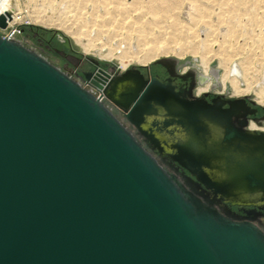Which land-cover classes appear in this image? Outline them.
Masks as SVG:
<instances>
[{"label":"water","instance_id":"1","mask_svg":"<svg viewBox=\"0 0 264 264\" xmlns=\"http://www.w3.org/2000/svg\"><path fill=\"white\" fill-rule=\"evenodd\" d=\"M7 23L0 16L2 29ZM111 72L86 79L117 106L34 47L0 34V264H264V222L219 204L264 199V134L229 131L211 146L221 111L184 104L175 112L167 95L144 84L118 101ZM250 98L232 110L247 112ZM156 103L189 134L188 161H178L196 179L147 141L136 119L145 107L159 113ZM174 123L166 120L163 130ZM204 154L217 161L202 162ZM206 167L217 171L213 177ZM203 185L222 191L211 195Z\"/></svg>","mask_w":264,"mask_h":264},{"label":"rangeland","instance_id":"2","mask_svg":"<svg viewBox=\"0 0 264 264\" xmlns=\"http://www.w3.org/2000/svg\"><path fill=\"white\" fill-rule=\"evenodd\" d=\"M4 1L8 5L14 6L16 12L20 13L14 23L13 21L8 22L6 28H12L14 25L13 27L16 30L20 29L19 39L28 42L35 49H37L33 43V41L37 42L35 36L41 38L52 36L56 41H59L58 36H62L69 40L68 46L70 47V51L78 53L83 58H94L101 63L100 66L102 68L109 72H111L112 67H115V71H121L122 63L124 62L130 63L129 67L141 68L151 66L159 59L170 57L180 62L190 61L191 63L187 64L188 66L198 70L201 68L199 71L203 73V66L201 64L203 62L205 68L210 73L212 81L215 83L216 80V83L219 82L218 84L221 85L218 91L228 92L237 98L249 96L253 98L256 104L264 107V57L254 56L255 53L252 54L251 57L254 59L250 72L248 74L243 72V75L240 68L241 73L239 75L234 73L231 65H235L237 62L241 64L240 60L243 57H245L244 59L250 57L251 51H247L248 54H237L235 49L230 47L231 62L225 61L221 53L224 50L220 49V43L216 40L217 34L210 37V43L205 42V44L203 38L208 34L204 31L203 24L198 23L196 19L188 18L186 13H184V10L187 9V5L183 3L184 1L181 4L182 7L180 5L182 12L181 9H175L174 17L158 20L153 19L155 16L153 13L145 12L146 14H142L143 16L145 15L144 17L141 16L138 10L131 13L133 10L130 5L131 0H125L126 5L123 4L121 7L123 9L126 8L129 12L131 11L133 19L118 17L116 21L107 17L110 14H107L104 8H100L99 10L102 4H104V7L108 6L103 0H98V4L101 5L97 6V9L95 7L97 1L93 3L85 2L84 0H80V2L79 0H0V8ZM223 1L211 0L209 2L208 0H197L196 5L203 2L205 4L202 6L209 7L207 5L211 3V7L209 8L215 12L212 15V20L215 23L217 22L216 24H219L222 31L227 29V25L221 24L220 18L218 19L216 14L218 12L221 13L222 8L227 7L231 9L233 7V9H237L236 13L241 16L244 14L247 17L254 16L253 12L255 14L258 13L257 17L260 20L256 17L257 22L255 21L252 25L248 22L247 27L249 29L247 35L244 34L240 39H242L241 43L249 42L254 46L255 44L257 46L262 44L260 47H263L264 40L260 42L259 37V31L261 30L259 25L261 23L259 22H262L261 19L264 21V0H239L244 1V5L233 4L234 0H231L230 5H220ZM144 2V5H148L150 1L146 0ZM114 4L116 5V3ZM229 6L231 7L229 8ZM145 8L149 10L147 6ZM98 14L103 16H97ZM237 16L234 20L241 17ZM174 20H178L180 24L178 26L173 25ZM153 21L158 24H155L152 28L151 26L147 27V30H144L145 33L140 31L143 24L148 23L149 25ZM3 33V29L0 27V34L2 35ZM79 37L82 39L81 43L78 41ZM88 42L97 45L96 48H92L89 52L84 47ZM82 43L83 45H81ZM111 73L114 75L115 72ZM232 73L237 79H235L234 75L233 77H229L232 76ZM217 75H219V78H217ZM234 81L240 82V88L242 89L239 93L234 91Z\"/></svg>","mask_w":264,"mask_h":264},{"label":"flooded vegetation","instance_id":"3","mask_svg":"<svg viewBox=\"0 0 264 264\" xmlns=\"http://www.w3.org/2000/svg\"><path fill=\"white\" fill-rule=\"evenodd\" d=\"M58 37L59 41H56L52 36L42 38L35 36L37 42L33 41V43L38 51L49 60L77 80L83 82L85 86H88L93 91L102 93L107 100L112 102L114 106H117L113 100L114 98H111L109 91L100 90L91 80L86 79V74H90L92 79L97 78L99 71L104 69L100 66L101 63L92 57L83 58L78 53L70 51V47L68 46L69 40L62 36ZM186 67L181 66L180 63L156 62L149 67L138 68L139 72H136L134 70L135 67H132L129 69L130 72H128V75L124 74L126 71H115L110 81L111 83L118 82L120 88L114 96L118 101H128L142 84H144V87L152 85L151 88L155 91L167 95V103L171 105L168 109L174 110L175 112L180 110L184 104L205 105L214 109L216 113L222 112L225 120L224 123L221 125L212 124V139H209V145L211 146L215 145L213 144L215 139L224 138L229 131L248 135L264 134V131H257L256 128L251 126L252 123L258 126H264L263 106L256 104L253 98H250L247 100L249 106L247 112L244 110L233 111L232 103L239 98L232 96L228 92L218 91L220 87L216 83V80L211 91L198 93L199 87H202L201 85L204 86L201 81V72L191 66ZM128 77H134V81L129 80ZM171 90H173V94L170 93ZM157 104L154 106L159 113H155L153 109L145 107L143 110H140L141 114L139 113L136 120L146 130L148 136L145 135V137L147 141L155 147L159 155L175 164L182 172L196 179V175L178 161L181 158L188 161V157L183 152L185 145L188 143L189 134L186 133L184 127L180 126V117L169 115L167 108L158 106ZM132 106L130 109H132ZM166 120L173 123L177 122L179 125L174 123L167 130H163ZM128 125L131 124L129 123ZM217 156L214 154H204L201 161L212 162L213 164V162L217 161ZM204 171L206 175L211 177L217 172L211 170L210 167H206ZM197 173L200 174L199 171ZM203 187L206 188L204 185ZM206 189L211 195L222 191L216 186H212L211 189ZM233 200L220 198L219 204L223 208L231 210L239 217L244 219L252 218L264 222L263 198Z\"/></svg>","mask_w":264,"mask_h":264},{"label":"bare ground","instance_id":"4","mask_svg":"<svg viewBox=\"0 0 264 264\" xmlns=\"http://www.w3.org/2000/svg\"><path fill=\"white\" fill-rule=\"evenodd\" d=\"M84 1L85 2H93V3H96V1H97V5L95 4L96 9H97V6H100L101 5V4L100 5L98 4V0H84ZM103 1L108 6L104 7L103 6L104 4H102L103 7L102 6L99 7V10H100V8H104V11L105 12L107 11V14H110L109 16H107V15L106 16L109 17V19L115 20V21H116V19H118V17H123V19H130V18L133 19V16L131 15V13H133L135 10L136 11L138 10V12L141 13V16H143L142 14H146L145 12L153 13L155 15L153 17V19H158L159 20V19H162V18H164V19L172 18V17H174L175 9L180 10L181 9L180 8V5L184 1L183 3H185V5H187V9L184 10L185 11L184 13H186V15H187L188 18H190V19H196L198 21V23L203 24V26H204L203 29H204V31H206V34H208V35L205 36V38H203V42L204 43L205 42L206 43H210V37L211 36H214V34H217L216 35V37H217L216 40L220 43V49L221 50H224L221 53H222V56L225 59V61L227 60V62L228 61L231 62V54L229 52V48L230 47L233 48V49H235V51H236L237 54H245V53H247V51H251V54L249 53L250 54V57H248V58L246 57V59H244L245 57H243L242 60H240L241 61V64H239V62H237V63H235V65H233V64L231 65V68H232V70H233L234 73H236V74L239 75L241 73L240 68L242 69V74H243V72L244 73L246 72V74H248L250 72V70H251L250 68H252L251 66L253 64V59H254L253 57H251L252 54L255 53L256 55L254 54V56L264 57V46L263 47L262 46L260 47V45H262V44H260L258 46H257V44H255V46H254L253 44H250L249 42H242L241 43V40L242 39H240L241 36H243L244 34L247 35L248 29H249L247 27V23L250 22L251 25H252V23H254L258 19V17H257V14L258 13L255 14L253 12L254 16H251V17H247L244 14L241 16L240 14H238V13L235 12L237 9H233V7L231 9H228L227 7H224L221 10L222 12L220 11L221 13H219V12L216 13L218 19L220 18V23L227 25V29L225 31H222L220 29V27H219V24H216L217 22L215 23L212 20V17H213L212 15L215 12H214V10H211L209 8V7H211V5H210L211 3L207 5L209 7H204L202 5H204L205 3H203V2H202V4L200 3V4H197L196 5V1L197 0H149L150 1L149 4L148 5H144L145 4L144 1H146V0H131L130 5H131V8H133V10H132V12L130 11L131 12L130 13L129 11L126 10V8L123 9L121 7V5H123V4L126 5L125 0H106V1L103 0ZM126 1H128V0H126ZM208 1L210 2L211 0H208ZM230 1L231 0H224L222 3H220V5H222V4H224V5H230ZM238 1L237 0H234L233 4H237V5H241V4L244 5L245 4V2H244L245 0L244 1H239V2ZM79 2H80V0H79ZM114 3H116V5ZM146 6L148 7L149 10H147L145 8ZM181 7H182V5H181ZM230 7L231 6H229V8ZM94 11H95V8H94ZM181 12H182V9H181ZM250 13H251V11H250ZM259 13H261V12H259ZM18 14H20V13L16 12V9H14V6H12L10 4L8 5L4 1V3L2 4V7L0 8V16L5 15L6 16V19H7V22H12L13 21V23H14L16 21V19L18 18ZM236 15H238L239 17L241 16V17L240 18H237L236 20H234L236 18ZM97 16H103V15H101V14L99 15L98 14ZM260 16L262 17V15H260ZM143 17H141V18H143ZM256 17H257V19H256ZM137 18H138V16H137ZM248 20H250V21H248ZM258 20H260V18ZM261 21L262 22H259V23H261V24H259L260 25V28H261V30L259 31V34H260L259 37H260V42H263V40H264V21L262 19H261ZM155 24H158V23L155 22V21L149 23V25H148V23L147 24L145 23V25L143 24L141 26L140 31L141 32H144V30L147 27H150L151 26V28H152ZM174 24L176 26H178L180 24V22L178 20H174L173 25ZM7 26H8V23H7ZM13 26H12V28H13V30L15 32L16 29ZM78 41L80 43L82 42L81 37L78 38ZM81 45H83V43ZM96 46L97 45L93 44L92 42H88L86 45H84L86 51H88V52L91 51L92 48H96ZM167 58H170V57H167ZM201 64L203 66V73L206 74V75H208L209 81L204 86L201 85L202 87H199L200 89H198V93L199 92L202 93V92L211 91V89L213 88V85L215 84L212 81V79L210 77V73L205 68V65L203 64V62H201ZM129 66H130V63H125L124 62V63H122V69H121V71L120 70H117V71L118 72H124L125 70L127 71V70H129L130 68L133 67V66L132 67H129ZM144 67H149V66H144ZM184 71H186V70H184ZM230 74H231V72H230ZM233 75L234 74L232 73V76H229V77H233ZM234 77H235V75H234ZM230 79H232V78H230ZM235 79H237V77H235ZM239 83L240 82H237V81H234V83H233V86H234V89H235V90L234 89L233 90L235 92L237 91L238 93L242 89V88H240V84ZM250 83H249V85L251 86ZM250 86H248V87H250ZM260 102H262V101H260ZM252 124H251V126H253V128H256L257 131L258 130L264 131V126H260V125L258 126L257 124H253V125Z\"/></svg>","mask_w":264,"mask_h":264},{"label":"built area","instance_id":"5","mask_svg":"<svg viewBox=\"0 0 264 264\" xmlns=\"http://www.w3.org/2000/svg\"><path fill=\"white\" fill-rule=\"evenodd\" d=\"M3 34H2V36H4V37H7V38H12V39H19V36H20V33H21V30L20 29H17V30H15V32H14V30H13V28H5V29H3ZM20 40V39H19ZM23 42H24V40H22ZM25 43H27L28 44V42H25ZM29 45V44H28Z\"/></svg>","mask_w":264,"mask_h":264}]
</instances>
